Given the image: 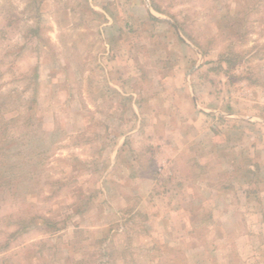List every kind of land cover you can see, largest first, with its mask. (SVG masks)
<instances>
[{"label": "rangeland", "instance_id": "374dc122", "mask_svg": "<svg viewBox=\"0 0 264 264\" xmlns=\"http://www.w3.org/2000/svg\"><path fill=\"white\" fill-rule=\"evenodd\" d=\"M0 264H264V0H0Z\"/></svg>", "mask_w": 264, "mask_h": 264}]
</instances>
